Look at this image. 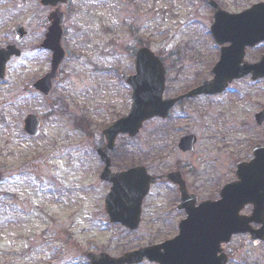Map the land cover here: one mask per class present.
Listing matches in <instances>:
<instances>
[{
	"label": "flooded vegetation",
	"instance_id": "obj_1",
	"mask_svg": "<svg viewBox=\"0 0 264 264\" xmlns=\"http://www.w3.org/2000/svg\"><path fill=\"white\" fill-rule=\"evenodd\" d=\"M214 1L222 14H239L252 5L264 3V0ZM47 2L0 0V120L10 103L13 109L9 113L15 118L20 133L32 142L45 143L48 148L42 157L43 165L52 161L57 166V160L61 159L59 155L69 157L66 161L70 164L74 151L82 142H90L92 138V61L84 68L79 63L82 52L87 58L80 37L79 0ZM203 2L211 12L204 16L212 25L216 9L208 1ZM248 26V23H228L232 36L219 42L215 41L209 28L207 34L213 45L208 43L202 54L206 67L200 70V74H195V83L190 87L185 84L177 88L176 82L172 81L173 70L183 68L189 62L173 65L159 55L166 77L163 97L176 102L167 118L156 117L144 123L134 138H142L136 152L130 151L127 145L124 147L123 163L129 160L124 157H138V160L113 169L112 152L115 150L108 152L113 171L143 167L152 176L149 193L143 201L140 226L148 214L147 201L152 197L155 185H161L166 188L167 196H162L163 191H159L157 199L162 197V205H152L154 219L157 214L158 218L151 223H157V228L174 230L173 236L179 233L182 221L189 219L190 212L197 211L204 204H217L223 223L233 224L252 218L247 226L257 235L262 234L264 117L259 114L264 113V102L257 100V94L250 93L249 88L264 82V77L254 80L251 75H245L230 80L221 92L187 95L213 79V67L221 60L230 67L240 68L262 59L264 39L256 41V35L246 33ZM240 27L246 30H240ZM84 42L85 48L89 49V38ZM61 51L63 59L55 66L54 56ZM135 73L136 68L126 73L123 80L127 81ZM128 88L132 94V87ZM27 118H33L35 135L24 130ZM153 121L163 124L143 136V131ZM257 130L261 132L257 133ZM175 132H179V136L174 140L168 141V137L167 140L158 139ZM81 134L87 138L81 139ZM184 139L188 141L182 145ZM103 145L104 140L95 147L97 152ZM104 166L100 160L98 173ZM0 174L1 184L5 173L0 171ZM51 177L56 184L58 177ZM242 196H249V199L243 201ZM241 236L264 245V239L252 240L249 233L234 234L230 242L220 245L221 251L217 254L226 255L227 264L236 262V256L240 254L236 242Z\"/></svg>",
	"mask_w": 264,
	"mask_h": 264
},
{
	"label": "rangeland",
	"instance_id": "obj_2",
	"mask_svg": "<svg viewBox=\"0 0 264 264\" xmlns=\"http://www.w3.org/2000/svg\"><path fill=\"white\" fill-rule=\"evenodd\" d=\"M88 1L79 0L77 8L82 50L85 57L92 58V138L74 151L70 164L66 161L69 157L59 155L57 166L52 161L43 165L42 157L48 148L20 133L8 103L0 120V171L5 173L0 184V264H90L87 254L92 250L119 256L174 235V230L151 223L158 218L157 214L154 219L152 205H162V197L157 199L159 191L167 196L161 185H155L147 201L148 214L136 231L107 221L104 201L111 184L99 181L95 174L100 158L94 147L102 143L103 129L130 111L131 92L121 78L124 69L126 73L135 70L136 48L149 46L173 65L189 62L173 70L172 81L177 88L193 86L195 74L206 67L202 43L212 44L207 34L211 24L203 16L211 12L203 0H91L92 5ZM87 38L89 49L85 48ZM191 40L197 41V46ZM87 62L90 61L79 60L81 68ZM249 90L264 102V82ZM162 124L149 123L143 136ZM178 136L179 132H175L158 139L168 137L170 141ZM80 137L86 139L87 135ZM141 140L118 138L112 152L113 169L139 159L124 157L129 160L123 163L122 155L126 145L136 152ZM54 175L58 177L56 184L51 180ZM236 245L240 254L232 264H264L263 244L241 236Z\"/></svg>",
	"mask_w": 264,
	"mask_h": 264
},
{
	"label": "water",
	"instance_id": "obj_3",
	"mask_svg": "<svg viewBox=\"0 0 264 264\" xmlns=\"http://www.w3.org/2000/svg\"><path fill=\"white\" fill-rule=\"evenodd\" d=\"M256 9L246 12L251 14ZM230 18L226 19L229 21ZM257 30H264L257 28ZM138 75L131 80L134 85V107L129 116L115 122L105 131L108 146L114 147L116 137L120 133L129 132L134 136L143 122L156 115L166 116L173 100H162L164 89V70L158 58L147 48L137 53ZM216 77L212 82L190 93L218 92L226 86L227 80L247 73H253L254 78L264 76V58L257 64L237 69L227 68L222 63L215 67ZM149 80H154L149 82ZM259 117H264V113ZM107 167L103 178L114 183L107 196L106 206L112 221H120L130 229L138 227L141 215V205L148 192L151 177L144 170L135 168L126 172L111 173ZM246 200V197H243ZM248 200V199H247ZM238 209L236 210L237 216ZM222 212L217 204H204L197 211L190 212L188 220L182 222L180 234L172 240L162 244L146 247L134 252L126 253L119 258H110L104 254L90 255L93 264H132L138 263L147 256L161 264H224L222 258L217 257L220 244L228 241L233 233L247 232V228L238 221L230 224L223 223L220 218ZM238 217V216H237ZM225 221H227L225 219ZM192 222V223H191ZM162 249H164L162 251Z\"/></svg>",
	"mask_w": 264,
	"mask_h": 264
}]
</instances>
